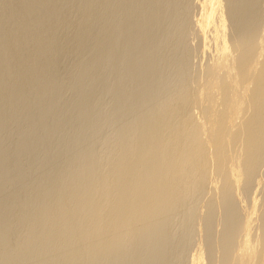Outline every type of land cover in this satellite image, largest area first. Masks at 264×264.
<instances>
[{
  "label": "bare ground",
  "instance_id": "6f19581e",
  "mask_svg": "<svg viewBox=\"0 0 264 264\" xmlns=\"http://www.w3.org/2000/svg\"><path fill=\"white\" fill-rule=\"evenodd\" d=\"M263 3L0 0V264H264Z\"/></svg>",
  "mask_w": 264,
  "mask_h": 264
},
{
  "label": "rangeland",
  "instance_id": "374dc122",
  "mask_svg": "<svg viewBox=\"0 0 264 264\" xmlns=\"http://www.w3.org/2000/svg\"><path fill=\"white\" fill-rule=\"evenodd\" d=\"M207 0H202L201 2L196 0V5H195V12L193 15V20H195L197 23H200V25H204L206 28V31L208 29H210L211 23L208 21V19L204 16L203 14V6L204 3ZM262 9L264 10V3L262 4ZM206 37L202 36L199 39V45H198V49H199V59H198V64H199V68H198V79L200 81V86H199V93H200V97L198 99L197 102V106L198 108L203 111L206 105L205 99H204V62H205V57H206ZM264 48V29H262L260 31V35H259V39H258V43H257V47H256V51L261 50ZM65 67H68L67 63L64 65ZM251 66H252V71L253 74H255L257 72V59H254L251 62ZM250 86V82L249 80H244L241 85L240 88L244 89L246 87ZM246 95L243 98H246L247 93H245ZM243 112V103H241V101H239L232 109L231 113L226 117L225 120V133L226 136H231L233 134L234 131V124L237 120H239L240 116L242 115ZM204 134H205V140L207 143V150H208V155L211 157L213 154V150H214V146L211 144V135L210 132L206 126V124H204ZM228 164L230 166V175H231V179L233 182L236 181V176L234 174V171L231 168L232 165V161L230 159V157L228 156ZM207 184H208V188L214 184V172H213V168H211L209 175H208V180H207ZM235 194L237 195V197L240 196L239 194V190L238 188H235ZM206 197H208L210 195V191L207 189L206 193H205Z\"/></svg>",
  "mask_w": 264,
  "mask_h": 264
}]
</instances>
